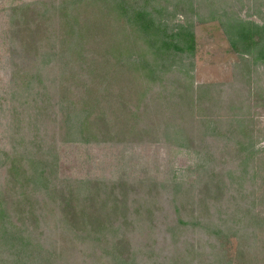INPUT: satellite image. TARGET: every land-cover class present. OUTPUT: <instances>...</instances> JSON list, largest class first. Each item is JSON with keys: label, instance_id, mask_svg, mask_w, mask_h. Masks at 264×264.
I'll return each mask as SVG.
<instances>
[{"label": "rangeland", "instance_id": "374dc122", "mask_svg": "<svg viewBox=\"0 0 264 264\" xmlns=\"http://www.w3.org/2000/svg\"><path fill=\"white\" fill-rule=\"evenodd\" d=\"M38 1L0 0V194L6 195L8 233L39 247L49 256L43 264H111L99 259L93 237L135 253L138 264H264V63L235 52L222 27L229 18L264 24V0H159L170 25L192 23L191 77L185 80L182 69L152 84L140 101L126 103V112L138 111L134 129L126 115L109 140L90 143L64 141L62 113L51 103L35 116L34 88L11 81L13 70H22L11 51L17 45L27 57L20 41L10 43L15 20L26 17L12 16V9L30 4L23 8L30 14ZM173 79L172 93L163 86ZM26 93L27 101L15 97ZM50 96L56 100L59 93ZM167 124L169 137L162 133ZM4 150L23 158L21 172L31 157L51 162L46 188L52 193L8 177ZM76 180L97 182L98 193L115 188L126 200L124 213L115 215L108 209L113 202H99L109 215L102 223L118 228L125 241H111L110 229L87 237L54 217L61 211L58 192L76 187ZM12 255L0 247V258Z\"/></svg>", "mask_w": 264, "mask_h": 264}, {"label": "trees", "instance_id": "16d2710c", "mask_svg": "<svg viewBox=\"0 0 264 264\" xmlns=\"http://www.w3.org/2000/svg\"><path fill=\"white\" fill-rule=\"evenodd\" d=\"M51 1L36 2L38 7L30 10V14L23 10L30 4L12 9V16L22 14L26 17L15 20L16 30L12 29L10 43L20 41L27 57L17 45L11 51V62L22 69L17 73L13 70L11 81L18 79L26 91L34 88L35 116L46 112L51 103L56 107L55 114L58 115V111L62 113L59 130L64 141L69 137L84 143L107 141L109 139L105 137L116 133L127 116L134 120L131 130L134 129L138 111L126 112V103L131 99L140 101L152 84L163 82L168 74L184 69L185 80L191 77L195 51L192 23L170 25V20H167L170 13L159 0H58L52 4ZM79 13L82 20H78ZM45 15L59 20L54 24V20L49 22ZM222 27L235 52L264 63V24L229 18ZM175 80L167 81L163 88L173 93L175 89L169 88L172 84L178 88ZM54 91L59 93L56 100L50 96ZM28 95L15 97L27 101ZM38 101H42V105H38ZM236 122L240 124L242 120ZM168 126L162 131L166 137L172 135ZM14 153L5 150L1 153L4 155L3 164L9 163L8 177L22 186L26 182L31 183L34 190L44 187L51 194L53 190L46 188L49 181L46 175L51 173L52 163L29 158L28 168L23 172H30L24 178L17 167L23 158L14 157ZM48 166L50 172L46 174ZM75 183L77 186H68L67 192H58L57 196L61 194V211L58 215L53 213L54 217L68 230L80 227L81 232L88 234L87 237L110 229L111 241L115 238L125 241L118 228L102 223L104 215L106 219L109 215L105 212V204L99 202H113L108 209L115 215L118 209L124 213L126 200L116 195L115 188L98 193L97 182L76 180ZM120 184L121 196H124L122 191L126 187ZM5 196L0 194V247L7 252L14 251V255L0 258V264L48 262L49 256L39 247H33L28 238L17 239L8 233L4 224ZM124 218V224H127L128 217ZM92 239L99 240L97 247L102 251L99 259L108 257L111 264H138L135 253H123L124 248L117 247L115 243L113 247L102 246L100 238Z\"/></svg>", "mask_w": 264, "mask_h": 264}]
</instances>
